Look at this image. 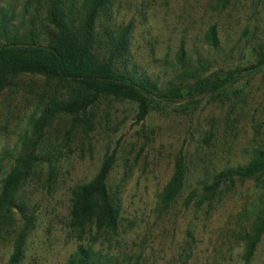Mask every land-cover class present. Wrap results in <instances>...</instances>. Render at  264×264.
Segmentation results:
<instances>
[{
    "label": "rangeland",
    "instance_id": "obj_1",
    "mask_svg": "<svg viewBox=\"0 0 264 264\" xmlns=\"http://www.w3.org/2000/svg\"><path fill=\"white\" fill-rule=\"evenodd\" d=\"M24 1L0 0V9L14 12L9 27L21 35L28 23L20 16ZM113 15L117 24L132 21V61L162 86L184 70L175 73L171 66L180 40L188 66L196 68L199 59L207 73L248 66L264 41V0H229L225 7L217 0H117ZM211 24L218 39L214 51L202 44ZM44 27L39 29L46 32ZM8 84L0 92V179L17 155L36 99L52 93L43 91L45 84L38 77L22 75L8 79ZM226 96L221 101L159 104L140 123L134 120V104L102 99L93 110L90 150L80 152L77 145L62 150L50 194L31 184L26 187L36 222L18 264H65L74 245L65 227L68 189L90 179L102 155L114 147L109 181L116 183L127 172L119 227L105 252L120 264H243L239 233L264 206V178L223 185L209 206L196 207L195 202L200 185L216 171L243 165L254 149H264V70L236 82ZM179 148L186 162L184 186L174 204L160 211L156 195ZM189 193L195 197L184 207ZM7 240L0 237V264H6L11 250ZM249 264H264V235Z\"/></svg>",
    "mask_w": 264,
    "mask_h": 264
},
{
    "label": "trees",
    "instance_id": "obj_2",
    "mask_svg": "<svg viewBox=\"0 0 264 264\" xmlns=\"http://www.w3.org/2000/svg\"><path fill=\"white\" fill-rule=\"evenodd\" d=\"M116 1L25 0L20 16L28 23L22 35L9 27L13 10L7 14L0 9V92L9 87L8 79L22 75L41 78L43 91L52 92L36 99L37 108L27 116L26 131L19 137L17 155L0 179V237L7 238L11 248L6 264L22 260L25 241L36 222L35 208L24 193L26 187L31 184L50 194L58 179L62 150L76 145L80 152L85 147L90 150L93 110L102 99L134 104V120L140 123L159 104L227 99L236 82L264 70V41L254 49L253 63L248 66L207 73L206 64L199 59H195L196 68L188 66L180 40L171 66L175 73L184 70L162 86L156 76L151 77L132 61V21L116 23ZM217 2L225 7L229 0ZM41 25L46 32L39 29ZM202 44L207 50H216L215 24L206 27ZM116 149L102 155L90 179L68 189L65 227L74 245L65 264H120L104 251L119 227L127 172L124 170L118 182L109 181ZM185 176L186 162L179 148L169 176L156 195L160 211L167 210L180 196ZM260 178H264V149L258 148L243 165L222 168L202 183L195 205L209 206L220 195L221 187L231 186L234 180ZM261 196L264 198V189ZM194 197L189 193L183 206L187 207ZM263 235L264 206L239 233L243 264H249Z\"/></svg>",
    "mask_w": 264,
    "mask_h": 264
}]
</instances>
